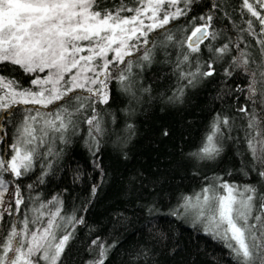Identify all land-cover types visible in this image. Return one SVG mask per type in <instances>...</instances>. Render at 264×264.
<instances>
[{
  "label": "trees",
  "instance_id": "16d2710c",
  "mask_svg": "<svg viewBox=\"0 0 264 264\" xmlns=\"http://www.w3.org/2000/svg\"><path fill=\"white\" fill-rule=\"evenodd\" d=\"M118 2L107 0L109 5ZM213 2L220 0H194L187 16L166 26L170 32H149L148 43H140L139 51L125 58L131 61L135 97L124 92L116 79L109 82L108 104H95L104 129L103 136L97 137L98 151L90 147L89 126L81 122L75 135L69 132L68 143L56 142L54 152L58 155L43 154L18 180L4 174L6 181L20 186L24 204L19 215L5 214L0 223V242L8 235L11 223L22 228L20 221L25 212L31 220L32 208L57 197L62 201L61 217L65 218H57L61 232L71 233L60 264H90L98 247L93 240L112 246L105 264H234L223 243L206 233L202 224L193 223L179 207L185 197L194 200L207 184L218 183L214 179L217 177L240 186L264 184L250 170L243 131L246 122L237 111L248 103L249 82L247 73L232 64L237 50L233 48L230 54L217 59L205 47L209 43L205 40L199 53L190 57V63L181 65L185 72H195L199 64L192 83L181 79L175 68L177 58L182 59L188 51L186 44L179 42L187 40ZM125 3L135 6L133 0ZM228 4L230 18L219 10L214 15L213 27L220 35L211 42L213 47L227 43L229 38L237 40L241 33L234 25L246 27L244 20L249 17L241 16L240 0H228ZM169 34L174 35L173 41L166 40ZM243 35L245 43L252 45L249 51L255 54L254 39L247 33ZM240 47L244 48V43ZM145 52L152 57L150 63L142 59ZM209 63L213 75L203 76ZM0 75L17 81L22 89L30 88L33 78L11 64L0 65ZM112 75L117 73L113 71ZM55 107L22 103L0 111V155H11L9 145L27 116L35 115L37 109L47 113ZM217 115L229 118L232 131H225L222 141L218 140L222 144L219 156L198 159L192 154L204 144ZM48 209L55 211V205L49 204L45 212ZM73 216L83 223H65ZM35 226L29 224L30 228Z\"/></svg>",
  "mask_w": 264,
  "mask_h": 264
},
{
  "label": "snow or ice",
  "instance_id": "6c2138e0",
  "mask_svg": "<svg viewBox=\"0 0 264 264\" xmlns=\"http://www.w3.org/2000/svg\"><path fill=\"white\" fill-rule=\"evenodd\" d=\"M193 2L133 0L135 6L130 7L125 0L111 5L107 0H0V65L19 66L33 76L30 81L33 87L22 89L17 81L0 75V111L18 103L42 108L56 105L50 112L41 113L37 109L35 115L27 116L17 129L15 141L9 145L11 155H0V208H3V196L10 183L4 179V174H11L18 180L32 170L43 154L58 155L54 152L56 142L68 143L69 132L75 135L79 123L89 126L90 147L99 150L97 137L103 136L104 129L95 104H108V85L113 79L120 83L124 92L135 97L130 80L131 61L126 62L125 58L139 51L140 43H148L149 32L156 29L170 32L166 26L187 16ZM230 7L228 0L213 2L209 13L199 17L201 23L193 28L186 41L179 42L186 44L188 51L182 59L177 58L175 68L181 79L192 83L199 73V64L195 72H185L181 65L190 63V57L199 53L200 44L205 40L209 41L205 47L217 59L230 54L233 48L237 50L232 64L249 76L248 103L237 111L243 114L246 122L243 131L250 170L264 180V0H240L241 16L249 17L244 20L246 27L234 25L241 33L237 40L229 38L227 43L213 47L211 42L220 35L213 27L214 15L219 10L230 18ZM243 33L254 39L255 54L249 51L252 45L245 43ZM166 40L173 41L174 35H167ZM241 43L244 48L240 47ZM109 54H112L111 59ZM142 59L150 63L152 57L145 52ZM120 65H124V69ZM113 71L117 73L115 77ZM213 72L209 63L208 70L202 75L211 76ZM226 75L230 73L226 72ZM179 91L182 95V90ZM61 101L63 103H59ZM225 131H232L229 118L217 115L204 144L192 155L198 159H215L222 151L218 140L222 141ZM41 149H44L43 153ZM214 179L218 183L207 184L194 202L192 197H185L179 207L185 211L194 209L195 221L223 243L234 264H264V184L240 186L230 184L222 177ZM12 202L14 209L8 207L0 211V223L5 214L9 217L20 214L24 199L18 184ZM49 204L55 205V211L48 209L45 212ZM61 211L62 201L53 197L31 209V220L25 212L20 221L22 228L11 223L8 235L0 242V264H60L71 235L67 231L61 232L62 224L57 219L65 220ZM178 211L179 208L172 214L176 215ZM73 221L83 223L74 216L67 218L65 223L72 224ZM30 223L39 226L30 228ZM58 232H61L59 237ZM92 244L98 247L90 264H105L112 246L105 247L98 240H93Z\"/></svg>",
  "mask_w": 264,
  "mask_h": 264
},
{
  "label": "rangeland",
  "instance_id": "374dc122",
  "mask_svg": "<svg viewBox=\"0 0 264 264\" xmlns=\"http://www.w3.org/2000/svg\"><path fill=\"white\" fill-rule=\"evenodd\" d=\"M123 15L131 16L132 13L123 14ZM145 23L147 24V23H149V21L145 20ZM111 58H112V54H109V59H111ZM40 75H43V74H40ZM30 87H33V86L31 85ZM18 104H22V103H18ZM14 191H15V185L13 184V182H10L8 185L7 193L4 194V196H3L4 204H3V208H0V211H3L4 208H8V207L12 208V205L14 204L12 202ZM193 202H194V200H193ZM186 215L188 218H190L192 220L193 223L201 224V223L196 222L194 219V209H190V210L186 211Z\"/></svg>",
  "mask_w": 264,
  "mask_h": 264
}]
</instances>
